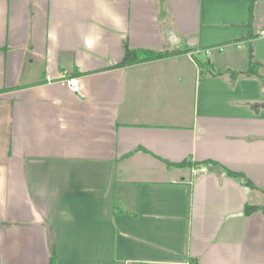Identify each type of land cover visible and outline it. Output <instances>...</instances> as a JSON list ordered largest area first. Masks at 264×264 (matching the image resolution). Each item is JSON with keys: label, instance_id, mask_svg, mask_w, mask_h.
Segmentation results:
<instances>
[{"label": "crops", "instance_id": "crops-1", "mask_svg": "<svg viewBox=\"0 0 264 264\" xmlns=\"http://www.w3.org/2000/svg\"><path fill=\"white\" fill-rule=\"evenodd\" d=\"M249 6L0 0V264H264V92L227 71L251 48L264 76ZM124 43L189 51L112 68Z\"/></svg>", "mask_w": 264, "mask_h": 264}, {"label": "trees", "instance_id": "trees-1", "mask_svg": "<svg viewBox=\"0 0 264 264\" xmlns=\"http://www.w3.org/2000/svg\"><path fill=\"white\" fill-rule=\"evenodd\" d=\"M249 1V22H248V26H250L251 23V19H252V7L253 4L255 2V0H248ZM250 36V34L248 35ZM189 49L188 48H182V49H177V50H173V51H169V50H155V49H149V48H130L126 43H124V54L123 57L121 59V61H119L118 63L114 64L113 66H111L112 68L115 67H122V66H126V65H131L134 63H138V62H144V61H148V60H153V59H159V58H164L173 54H177V53H183V52H188ZM199 67L202 69L203 68V64L197 62ZM261 64L257 61L254 60L253 58V54H252V49L250 48L248 51V62H247V67L245 70L243 71H233V70H227L232 77L237 76L238 74H242V75H256L258 76L261 85L263 87V92H264V76L261 75L259 73V68H260ZM186 162L182 161L179 163H176V165L182 166L185 165ZM227 174L229 176H232L236 179L241 180L245 185L252 187V188H257L252 182L251 180H249L244 173L242 172H238V171H232L227 169L226 170ZM263 194H264V189H260L258 188ZM264 208L263 206H258V205H250L247 204L244 207V213L245 214H250L254 211H257L259 209ZM50 264H55V261L53 258H50Z\"/></svg>", "mask_w": 264, "mask_h": 264}, {"label": "built area", "instance_id": "built-area-1", "mask_svg": "<svg viewBox=\"0 0 264 264\" xmlns=\"http://www.w3.org/2000/svg\"><path fill=\"white\" fill-rule=\"evenodd\" d=\"M261 33H264V30L261 31ZM221 50L222 49V46H215V47H208V48H205L202 50V52H204L205 54H210L212 52V50ZM200 51H194L193 53H198ZM67 84L70 86V88L74 89V88H77V85H76V78L74 77H71L69 79L66 80ZM208 166L206 164H203L201 166H199L198 168V172L201 173V174H205L207 172V168Z\"/></svg>", "mask_w": 264, "mask_h": 264}, {"label": "water", "instance_id": "water-1", "mask_svg": "<svg viewBox=\"0 0 264 264\" xmlns=\"http://www.w3.org/2000/svg\"><path fill=\"white\" fill-rule=\"evenodd\" d=\"M169 36H170V37H169V41H170L172 44H174V43L177 42V40H173L174 35H173L172 33H170ZM260 105H261V106H264V103H261Z\"/></svg>", "mask_w": 264, "mask_h": 264}, {"label": "rangeland", "instance_id": "rangeland-1", "mask_svg": "<svg viewBox=\"0 0 264 264\" xmlns=\"http://www.w3.org/2000/svg\"><path fill=\"white\" fill-rule=\"evenodd\" d=\"M166 30L169 32V29H168V28H167ZM168 32H167V33H168ZM243 47H244V46H243ZM211 54H212V52H211Z\"/></svg>", "mask_w": 264, "mask_h": 264}]
</instances>
